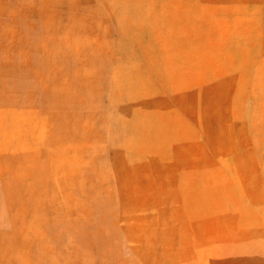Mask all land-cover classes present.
<instances>
[{"label":"rangeland","instance_id":"1","mask_svg":"<svg viewBox=\"0 0 264 264\" xmlns=\"http://www.w3.org/2000/svg\"><path fill=\"white\" fill-rule=\"evenodd\" d=\"M0 264H264V0H0Z\"/></svg>","mask_w":264,"mask_h":264}]
</instances>
